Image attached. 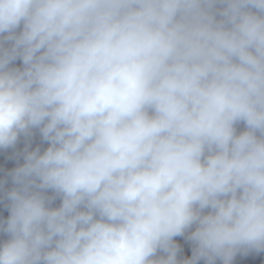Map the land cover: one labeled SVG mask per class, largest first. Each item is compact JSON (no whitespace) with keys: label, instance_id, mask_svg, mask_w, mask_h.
Masks as SVG:
<instances>
[{"label":"clouds","instance_id":"9594fccd","mask_svg":"<svg viewBox=\"0 0 264 264\" xmlns=\"http://www.w3.org/2000/svg\"><path fill=\"white\" fill-rule=\"evenodd\" d=\"M33 129L0 264L264 252V0H0V149Z\"/></svg>","mask_w":264,"mask_h":264}]
</instances>
